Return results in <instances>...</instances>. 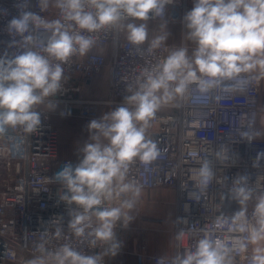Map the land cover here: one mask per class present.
Listing matches in <instances>:
<instances>
[{
  "label": "clouds",
  "instance_id": "1",
  "mask_svg": "<svg viewBox=\"0 0 264 264\" xmlns=\"http://www.w3.org/2000/svg\"><path fill=\"white\" fill-rule=\"evenodd\" d=\"M52 0H37L39 13L47 10ZM62 19L47 20L37 12L27 10L30 0L17 5L19 14L6 26L11 40L7 47L19 45L17 54L0 53V137L9 128L24 133H37L42 127V114L37 106L64 91L65 65L71 57H85L94 46L91 33L103 29L123 31L126 41L140 49L148 44L147 51L159 48L169 36L150 37L147 21L160 18L167 27L166 9L175 0H54ZM187 37L196 44L192 54L186 47L172 51L162 63L146 69L138 80L137 88L124 102L100 118L87 124L89 139L78 151L82 154L73 165L65 162L50 182L58 183L63 193L58 199L68 206V227L75 237L87 240L91 248L105 246L104 252L85 254L65 243L50 250L44 242L37 244L39 253L25 264H105V257L116 256L121 242L116 235L118 222L127 226L133 219L132 210L141 185L129 179V167L138 158L150 164L160 155L157 143L147 136L150 120L162 104L183 96L190 85L196 84L201 93L232 80L242 72L259 69L264 76V0H193V7L182 19ZM36 29L46 33L41 39ZM39 42L42 48L34 45ZM259 78V77H258ZM228 87H235L230 85ZM130 91V88L128 89ZM127 104H133L130 108ZM264 136L259 130L245 129L241 137L251 143ZM103 138V139H102ZM106 140L107 143L103 141ZM226 150L218 149L217 159L227 158ZM264 160V151L257 153L253 167ZM215 172L211 160H205L198 169L195 190L189 199L199 201ZM124 193L119 206H105ZM255 189L250 187L248 175H238L228 188V196L237 201L240 210L231 217L232 222L247 226V202ZM127 210V211H126ZM250 239L264 238V193L256 200ZM61 235L58 230L55 234ZM181 232L179 236H183ZM179 238V237H178ZM247 247L239 245L240 250ZM232 249L206 234L199 239L194 251H185L172 257L169 264H233ZM165 256L157 264H164ZM252 264H264V250L257 248L251 257Z\"/></svg>",
  "mask_w": 264,
  "mask_h": 264
},
{
  "label": "built area",
  "instance_id": "2",
  "mask_svg": "<svg viewBox=\"0 0 264 264\" xmlns=\"http://www.w3.org/2000/svg\"><path fill=\"white\" fill-rule=\"evenodd\" d=\"M21 0H0V53L17 54L19 45L7 47L11 40L6 31L8 21L19 14ZM193 7V0H175L166 9L165 19L182 23L184 14ZM27 10L39 13L37 0H30ZM47 20L62 19L54 0L47 10L39 13ZM149 21H163L156 18ZM43 39V29L35 33ZM95 43L85 57L73 56L65 65L62 81L64 91L49 97L59 114L69 116L76 107L79 118L87 126L92 119L109 112L124 102L137 88L138 80L146 69H152L171 53L172 45L166 40L159 48L148 52V44H129L123 31L103 29L91 33ZM35 48L42 45L37 42ZM110 50L100 52L96 49ZM111 60V86L105 97L85 95L84 85L90 87L95 77ZM259 77V78H258ZM235 85V87H228ZM262 77L257 73H240L237 78L201 93L196 84L189 86L183 96L164 103L150 120L147 136L154 140L160 155L150 164L138 158L129 167V179L141 185V191L172 189L177 194L176 254L194 251L199 239L206 234L232 249L233 264H252L251 226L257 198L264 193V160L258 168L253 160L264 151V141L251 143L241 137L245 129L255 130L260 111ZM130 88V91L128 90ZM134 108L133 104H127ZM42 114V127L37 133L27 134L21 129L9 128L0 137V264H25L39 253L37 244L44 242L50 250L68 243L85 254L104 252L105 246L91 248L87 240L75 237L68 227V206L58 199L63 193L60 184L50 182L65 162L77 164L79 160L60 157L58 130L54 124V111L47 101L37 106ZM228 148L229 159L216 158L218 149ZM205 160H211L215 177L199 201L189 199L195 190L198 169ZM248 175L250 187L255 189L247 202V226L233 223L231 217L240 210L237 201L228 196V188L238 175ZM117 198L106 201L105 206H116ZM61 235L57 237V231ZM183 232V236L179 234ZM179 237V238H178ZM264 239V238H261ZM247 247L240 250L239 245ZM152 257L157 264L158 258ZM171 258H165L169 264ZM105 264H110L105 259Z\"/></svg>",
  "mask_w": 264,
  "mask_h": 264
},
{
  "label": "crops",
  "instance_id": "3",
  "mask_svg": "<svg viewBox=\"0 0 264 264\" xmlns=\"http://www.w3.org/2000/svg\"><path fill=\"white\" fill-rule=\"evenodd\" d=\"M150 37L169 33L167 41L172 45V51L179 47H186L191 55L196 44L187 37V30L179 22L167 21V27L162 28L164 21H147ZM105 52L107 49H96ZM111 60H109V63ZM260 75V70L251 72ZM262 77L260 111L258 114L255 130L264 132V76ZM103 80L101 87L109 91L111 70L105 69L103 75L96 81ZM103 84V85H102ZM100 98V97H98ZM178 98V97H177ZM176 98V99H177ZM175 99V100H176ZM60 107L54 110V122H58L64 116L59 114ZM67 117L74 118L71 123L79 121V112L76 107L70 108ZM60 123V122H58ZM70 123V124H71ZM61 124V123H60ZM69 124V126H70ZM148 130V129H147ZM264 141V136L257 138ZM89 142H92L89 140ZM78 153L65 152L68 158L77 157ZM124 197V194H122ZM136 206L132 210L134 219L125 227L122 223L117 224L115 229L118 240L121 242L119 253L114 257L106 256L110 264H153L152 257L165 256L172 258L176 254V220H177V194L172 189H154L141 191ZM127 211V210H126ZM259 248L264 250V240L252 241V252ZM103 253V252H101Z\"/></svg>",
  "mask_w": 264,
  "mask_h": 264
},
{
  "label": "rangeland",
  "instance_id": "4",
  "mask_svg": "<svg viewBox=\"0 0 264 264\" xmlns=\"http://www.w3.org/2000/svg\"><path fill=\"white\" fill-rule=\"evenodd\" d=\"M106 53H107V56L110 55L109 48L106 51ZM109 60L110 59H108L107 61L108 64H109ZM108 64L105 69H109L110 64L109 65ZM103 71L95 77L90 87L84 85L85 95L89 97H105L108 95L107 90L102 89L100 85L104 81L99 80L98 83H96V81L100 79V77L103 75ZM73 119L74 118L64 116L63 118H60L59 120L57 119V121L60 122L61 124L58 122H54V124L59 134L60 157L68 158L67 156H64L65 152H71V153L76 152L78 153L77 154L78 156L73 157V158L70 157L69 159L79 160L82 158V154L78 151V148H81L85 142H89L90 140L89 132L87 130V126L83 123L81 119H79L77 123L76 122L71 123L70 121H72ZM103 142L107 143L106 140H104ZM129 198H131V194L129 195ZM259 240H264V239H259Z\"/></svg>",
  "mask_w": 264,
  "mask_h": 264
},
{
  "label": "bare ground",
  "instance_id": "5",
  "mask_svg": "<svg viewBox=\"0 0 264 264\" xmlns=\"http://www.w3.org/2000/svg\"><path fill=\"white\" fill-rule=\"evenodd\" d=\"M107 64H108V62H107ZM109 64H111V62H110ZM109 64H108V65H109ZM109 67H110V66H109ZM110 70H111V68H110ZM111 81H112V76H111ZM111 81H110V86H111ZM110 86H109V88H110ZM100 98H101V97H100ZM129 195H130V193H124V197L122 196V194H121L120 196L116 197V198H117L116 206H119L120 202H121L123 199H127V198H129Z\"/></svg>",
  "mask_w": 264,
  "mask_h": 264
}]
</instances>
